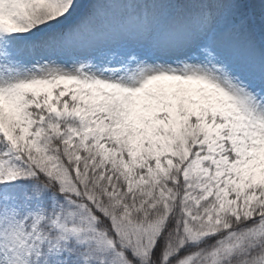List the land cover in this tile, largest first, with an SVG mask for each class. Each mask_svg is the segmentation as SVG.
I'll return each instance as SVG.
<instances>
[{
    "label": "snow or ice",
    "instance_id": "snow-or-ice-1",
    "mask_svg": "<svg viewBox=\"0 0 264 264\" xmlns=\"http://www.w3.org/2000/svg\"><path fill=\"white\" fill-rule=\"evenodd\" d=\"M0 264H264V0H0Z\"/></svg>",
    "mask_w": 264,
    "mask_h": 264
}]
</instances>
